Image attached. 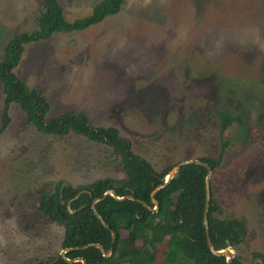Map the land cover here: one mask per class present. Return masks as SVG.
Instances as JSON below:
<instances>
[{
	"label": "rangeland",
	"instance_id": "1",
	"mask_svg": "<svg viewBox=\"0 0 264 264\" xmlns=\"http://www.w3.org/2000/svg\"><path fill=\"white\" fill-rule=\"evenodd\" d=\"M97 1L58 0L68 20ZM40 8L39 0H0V55L12 36L34 28ZM13 72L41 89L47 117L69 109L115 126L155 171L216 159L227 141L210 191L222 216L245 221L233 256L243 264L256 252L264 258V125L256 116L264 121V0H123L118 13L84 30L25 44ZM217 105L246 114L247 143L235 126L219 133ZM8 115L0 133V264H21L61 251L63 228L36 209L39 191L124 173L108 147L73 133L43 135L15 104Z\"/></svg>",
	"mask_w": 264,
	"mask_h": 264
},
{
	"label": "trees",
	"instance_id": "2",
	"mask_svg": "<svg viewBox=\"0 0 264 264\" xmlns=\"http://www.w3.org/2000/svg\"><path fill=\"white\" fill-rule=\"evenodd\" d=\"M39 1L41 8L35 15L34 28L12 36L0 55L3 101L0 109V133L9 123V105L15 104L24 114L26 123L43 135L62 137L73 133L89 142L108 147L111 156L119 161L124 180L104 177L82 186H72L68 182L67 186H63L65 181L61 180L51 190L39 191L36 209L46 220L62 226L60 247L67 249L64 257L69 261L57 254L44 260L21 264H82L76 260L78 258H82L84 264H225L224 256L211 254L205 242L202 212L206 170L202 165L191 163L180 166L168 182L153 193L158 207L152 211L154 205L150 201V193L162 183L160 179L171 166L155 171L146 159L133 153L130 141L122 137L115 126H95L83 112L68 109L59 115L47 117L49 105L41 89L26 85L13 72L25 44L46 40L54 33L84 30L107 16L118 13L123 0H99L91 6L87 15L72 20L64 17L58 0ZM220 94L221 90L215 91V95ZM253 106L257 105L253 104L252 108ZM213 112L212 117L217 120L220 134L235 126L243 141L248 142L246 114L242 115L219 105ZM256 116L259 123L264 125L258 114ZM226 142L222 140L220 143L221 152L225 149ZM221 152L216 159L210 156L196 159L204 162L212 171L220 164ZM109 189L118 197L131 195L134 199L145 202L148 207L132 199L116 200L106 195L94 203L96 213L108 227L106 229L93 213L90 204ZM82 190L84 192L74 197ZM67 201H70L69 207L74 210L73 213L66 210ZM221 214L222 211L210 191L206 217L213 249L240 246L246 235L245 221ZM110 230L114 232L113 243ZM95 243L104 252L110 248V254L102 255L96 247L90 245L84 249H74ZM159 245L162 258L157 262ZM254 258L264 261L263 256L256 252L248 264H259L254 262ZM229 264L243 263L236 255Z\"/></svg>",
	"mask_w": 264,
	"mask_h": 264
},
{
	"label": "water",
	"instance_id": "3",
	"mask_svg": "<svg viewBox=\"0 0 264 264\" xmlns=\"http://www.w3.org/2000/svg\"><path fill=\"white\" fill-rule=\"evenodd\" d=\"M199 164V165H202L206 172H205V176H204V205H203V212H202V224H203V229H204V235H205V242H206V245H207V248L209 250V252L211 254H214V255H222L224 256L225 258V264H229L232 257H233V253L231 251V247H225L221 250H215L213 249L211 243H210V238H209V231H208V225H207V211H208V203H209V199H210V187H209V176H210V172H211V169L208 165H206L204 162L202 161H199L197 159H186V160H182V161H179L177 163H175L169 170L168 172L165 174L164 177H162L160 180H161V184L160 185H157L150 193V201L153 203L154 207L151 208L152 211H155L158 207L156 201L153 199V193L160 187L164 186L168 180L172 177V175L175 173V171L180 167V166H183V165H186V164ZM63 186H67L68 183L66 182H63L62 184ZM62 187H60V190H61ZM81 192H84V190L82 191H79L78 193H76V195L74 197H77ZM106 195H110L112 196L114 199L116 200H121L123 198H127V199H132V200H135L136 202L140 203L142 206L144 207H148L147 204L145 202H142L138 199H134L131 195H127L125 197H118L115 195L114 191L109 189V190H106L102 196L100 198H95L92 200L91 204H90V207L93 211V213L95 214V216L99 219L100 223L106 228L108 229L107 225L104 223V221L100 218V216L96 213L95 209H94V203L97 201V200H100L102 198H104ZM61 204H64L63 201H60ZM69 204H70V201H67L66 204H65V207H66V210L69 212V213H73L74 210H71L70 207H69ZM110 236H111V243H113L114 241V232L112 230H110ZM93 246V247H96L102 255H109L110 252H111V249L109 248L107 251H103V249L101 248L100 245L98 244H88V245H84V246H81V247H75L74 249H84L88 246ZM70 249V248H69ZM67 249H61V251L59 252V255L60 257L64 258L66 261H69L67 258L64 257V253ZM76 260H79L82 264H84V260L82 258H78ZM255 262L259 263V264H264L263 261L260 259V258H256L255 259Z\"/></svg>",
	"mask_w": 264,
	"mask_h": 264
},
{
	"label": "flooded vegetation",
	"instance_id": "4",
	"mask_svg": "<svg viewBox=\"0 0 264 264\" xmlns=\"http://www.w3.org/2000/svg\"><path fill=\"white\" fill-rule=\"evenodd\" d=\"M255 259H256V258H254V262H255Z\"/></svg>",
	"mask_w": 264,
	"mask_h": 264
}]
</instances>
